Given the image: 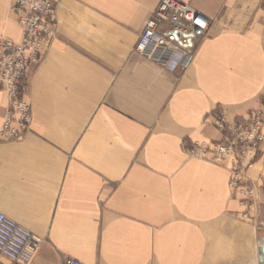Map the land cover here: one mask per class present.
Masks as SVG:
<instances>
[{"label": "crops", "instance_id": "obj_1", "mask_svg": "<svg viewBox=\"0 0 264 264\" xmlns=\"http://www.w3.org/2000/svg\"><path fill=\"white\" fill-rule=\"evenodd\" d=\"M185 1L210 25L171 72L133 52L159 0H54L30 129L0 143V212L42 240L29 264H260L264 155L246 172L258 189L243 218L228 170L185 149L222 138L215 110L261 106L264 0ZM9 2L0 36L19 40ZM5 108L0 91V123Z\"/></svg>", "mask_w": 264, "mask_h": 264}, {"label": "built area", "instance_id": "obj_2", "mask_svg": "<svg viewBox=\"0 0 264 264\" xmlns=\"http://www.w3.org/2000/svg\"><path fill=\"white\" fill-rule=\"evenodd\" d=\"M54 0H10L21 37L0 36V91L6 96L0 123V143L22 139L30 129L28 99L30 76L56 33ZM199 21V23H197ZM210 19L185 0H159L134 44L133 52L176 72L193 62L198 39L207 35ZM212 125L222 134L218 141L197 140L186 146L194 158L217 162L229 172V187L244 206L243 218L256 203L258 185L246 172L264 155V100L244 116L229 119L222 109L211 114ZM264 191V177L260 183ZM42 240L26 227L0 212V254L11 264H29ZM63 264H81L64 258Z\"/></svg>", "mask_w": 264, "mask_h": 264}, {"label": "water", "instance_id": "obj_3", "mask_svg": "<svg viewBox=\"0 0 264 264\" xmlns=\"http://www.w3.org/2000/svg\"><path fill=\"white\" fill-rule=\"evenodd\" d=\"M260 264H264V243L259 248Z\"/></svg>", "mask_w": 264, "mask_h": 264}, {"label": "snow or ice", "instance_id": "obj_4", "mask_svg": "<svg viewBox=\"0 0 264 264\" xmlns=\"http://www.w3.org/2000/svg\"><path fill=\"white\" fill-rule=\"evenodd\" d=\"M197 23H199V21H197Z\"/></svg>", "mask_w": 264, "mask_h": 264}]
</instances>
